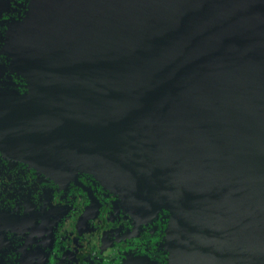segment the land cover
Wrapping results in <instances>:
<instances>
[{
    "label": "water",
    "instance_id": "water-1",
    "mask_svg": "<svg viewBox=\"0 0 264 264\" xmlns=\"http://www.w3.org/2000/svg\"><path fill=\"white\" fill-rule=\"evenodd\" d=\"M12 45L0 149L166 207L168 264H264V0H31Z\"/></svg>",
    "mask_w": 264,
    "mask_h": 264
},
{
    "label": "flooded vegetation",
    "instance_id": "flooded-vegetation-1",
    "mask_svg": "<svg viewBox=\"0 0 264 264\" xmlns=\"http://www.w3.org/2000/svg\"><path fill=\"white\" fill-rule=\"evenodd\" d=\"M30 12L31 0H0L1 94L29 92L12 44ZM63 167L0 149V264H168L166 207Z\"/></svg>",
    "mask_w": 264,
    "mask_h": 264
}]
</instances>
